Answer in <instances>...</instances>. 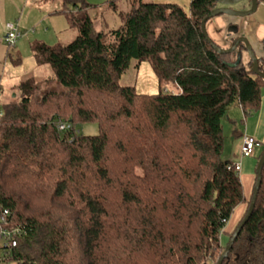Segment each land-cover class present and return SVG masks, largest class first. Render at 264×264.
<instances>
[{
  "label": "trees",
  "instance_id": "1",
  "mask_svg": "<svg viewBox=\"0 0 264 264\" xmlns=\"http://www.w3.org/2000/svg\"><path fill=\"white\" fill-rule=\"evenodd\" d=\"M119 1L62 0L76 38L33 45L59 88L27 79L18 102L0 107V211H9L4 228L17 229L0 264H218L248 213L256 182L247 195L229 169L222 122L233 105L246 117L262 105L264 79L245 44L220 54L204 33L217 0H191L188 12L143 0L120 11ZM106 5L121 25L96 31ZM134 60L151 62L157 94L121 84ZM92 123L99 134L80 132ZM223 264H264V168Z\"/></svg>",
  "mask_w": 264,
  "mask_h": 264
},
{
  "label": "crops",
  "instance_id": "2",
  "mask_svg": "<svg viewBox=\"0 0 264 264\" xmlns=\"http://www.w3.org/2000/svg\"><path fill=\"white\" fill-rule=\"evenodd\" d=\"M93 3H98L96 0H90ZM251 1V0H250ZM52 0H0V83L3 85L5 80V72L8 69L9 60L8 58V45L4 41L3 31L5 25L8 22L17 20L19 28L23 33L21 40L16 42L15 51L21 55L23 48L28 49V45L31 46L33 51V45L37 42L46 43L48 45H60V36L68 28V21L65 14L60 13L63 8V2L61 6H55L53 8ZM251 5V4H250ZM221 7H223L221 5ZM252 8V5H251ZM250 10L246 8L247 11ZM238 27V34H231L228 37V32L231 26ZM208 34L217 44H221L222 47H228L231 45V39L234 37L244 36L248 38L251 45L262 59L264 58V50L262 42L264 41V0H259L257 11L247 17H233L228 15L218 16L211 20L207 25ZM220 45V46H221ZM34 53V52H33ZM22 56V55H21ZM23 58V57H22ZM264 60V59H263ZM24 61V60H23ZM238 106L241 110L242 108ZM243 111V110H242ZM244 113V112H243ZM243 115V114H242ZM241 115V118H242ZM255 115L254 121L256 128L253 132L250 131V126L246 132H242L237 128V122L234 120L232 111L227 113L226 121L233 126V140L231 148L227 149V159L236 163L242 162V171L240 173V180L243 184L245 193L247 195L252 191L257 177V167L259 163V157L264 153V91L262 98L261 108L256 111L255 114L250 116L244 115V122L246 123L249 118ZM236 119V118H235ZM243 120V119H242ZM250 121V120H249ZM224 128V125H223ZM225 133V132H224ZM250 135L258 139L262 143L261 154L255 152L254 156L249 162L245 163L244 158L241 157V146L243 137ZM226 144V142H225ZM226 146V145H225ZM225 150V147H224ZM257 156V162L254 164V158ZM246 164V165H245ZM244 211V207L240 206L237 208L230 226L231 229L235 223L240 219ZM227 236H223L226 238Z\"/></svg>",
  "mask_w": 264,
  "mask_h": 264
},
{
  "label": "rangeland",
  "instance_id": "3",
  "mask_svg": "<svg viewBox=\"0 0 264 264\" xmlns=\"http://www.w3.org/2000/svg\"><path fill=\"white\" fill-rule=\"evenodd\" d=\"M52 1L54 2L52 4L53 8L57 5L61 6L62 0H52ZM96 1L100 3V2H103L104 0H96ZM143 1L146 3L154 2V3L177 4L180 7H182L186 12L189 11L190 2H191V0H143ZM250 4L252 5L250 0H244L240 3H236L231 6H228V8H231L234 11H244L246 10V8L251 9ZM219 6L221 7V5ZM118 8L120 11L130 10L129 0H120L118 3ZM94 15L96 18L94 22V29L96 31L103 30L104 32H107L110 29L118 28L122 22L119 15H117L113 11L112 7L108 5L99 8L98 11L94 13ZM12 22H17V20H14ZM231 34H238V33L229 31L228 37ZM5 35H6V28L3 31V38L5 37ZM76 36H77L76 31L71 28L70 23H69L68 28L60 36V45L64 46V45L71 43L76 38ZM20 40L21 39H19L18 42ZM51 46H57V44H54ZM20 51H21V55L24 60L23 64L15 66L9 60V63H8L9 66H8L7 71L5 72V76H4L5 80L3 81V85H1L0 83V107H2V105L4 104L18 102L21 96V93L18 91L19 85L27 79L34 78L40 83H43L42 85L43 89H46V88H57L58 89L59 88V86H57L54 82H50V79L53 75L50 67L48 65H40L35 62V56H34V53L30 45H28V49L23 48ZM13 52L15 51L13 50ZM121 84L126 85V86H133L135 87L138 93H142V94H157L159 92V80L152 68L150 61H143L141 64H139L136 60L132 61L129 70H127V72H125L121 78ZM166 86L170 90L175 91L172 84H167ZM229 111H232V114L234 115V120L237 122V128L240 131L246 132L249 126L251 128L250 131L251 132L254 131V129L256 128V123L254 121L255 115L249 118L250 121L247 120V122L245 123L244 113L238 106L233 105ZM255 113L256 112H253V114ZM241 115H242V118H241ZM222 122L224 125V132H225L224 134H225V142H226L223 156L227 158L226 156L227 149L229 151V149L232 146V140H233L232 127L233 126H231L226 121V118H224ZM79 130L82 134H85V135H97L100 132L99 126L93 123L85 124ZM262 152H263L262 148H258L256 150L257 154H261ZM251 159L252 158H244V162L247 163ZM253 161H254V164H256L257 156L256 158H254ZM228 241H229L228 237L224 238V242H225L224 245H226Z\"/></svg>",
  "mask_w": 264,
  "mask_h": 264
},
{
  "label": "water",
  "instance_id": "4",
  "mask_svg": "<svg viewBox=\"0 0 264 264\" xmlns=\"http://www.w3.org/2000/svg\"><path fill=\"white\" fill-rule=\"evenodd\" d=\"M218 3L220 5H222L223 7H219L217 9H215L212 14L211 17H215V16H219V15H228V16H233V17H247L250 16L252 14H254L257 11L258 8V4H259V0H251L252 3V8L250 10L247 11H234L231 8H228V6H231L233 4L236 3H240L244 0H217ZM238 27L236 26H231L230 27V31L231 32H238ZM203 31L206 35H208L207 32V19H205L203 21ZM243 43L246 46L247 52H248V56L249 58L252 60L253 62V71L256 75L262 77L264 79V71H262L260 69V63L263 62L264 60H262L255 52L253 46L251 45L250 41L248 40V38L241 36L238 37V39L235 41V43L232 45V47L228 48V49H224L218 45H214L215 50L220 53V54H231L234 51L237 50V48L240 46V44ZM263 168H264V153L261 156L259 163H258V167H257V180H256V184L254 187V193H253V198H252V202L250 205V208L248 210V213L246 215V217L244 218V220L242 221V223L239 225V227L236 229L232 239L229 241V244L227 245L225 251L222 253V256L218 262V264H223L224 260L228 257L230 250L238 236V234L240 233L241 229L244 227V225L246 224V222L249 220V218L251 217L255 205H256V200H257V196L262 184V173H263Z\"/></svg>",
  "mask_w": 264,
  "mask_h": 264
},
{
  "label": "built area",
  "instance_id": "5",
  "mask_svg": "<svg viewBox=\"0 0 264 264\" xmlns=\"http://www.w3.org/2000/svg\"><path fill=\"white\" fill-rule=\"evenodd\" d=\"M5 28L6 35L4 37V41L11 46H15L16 42L23 36L18 22H8L6 23ZM68 127L69 125L66 124L59 125L60 130H65ZM260 147H262V143L258 139L250 135H245L241 146V157L248 158L254 156L256 150ZM229 169H234V171L240 176L242 171V162L238 161L233 165H230ZM8 215V210L0 211V246L5 242L11 241L12 234L17 233V229L11 231L4 228V223L6 222Z\"/></svg>",
  "mask_w": 264,
  "mask_h": 264
}]
</instances>
